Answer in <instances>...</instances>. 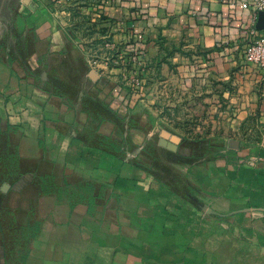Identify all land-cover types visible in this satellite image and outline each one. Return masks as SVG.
Returning <instances> with one entry per match:
<instances>
[{
	"label": "crops",
	"instance_id": "obj_1",
	"mask_svg": "<svg viewBox=\"0 0 264 264\" xmlns=\"http://www.w3.org/2000/svg\"><path fill=\"white\" fill-rule=\"evenodd\" d=\"M246 1L0 0V264H264ZM105 39L131 69L136 47L140 87L96 59ZM172 106L218 131L168 125Z\"/></svg>",
	"mask_w": 264,
	"mask_h": 264
},
{
	"label": "built area",
	"instance_id": "obj_2",
	"mask_svg": "<svg viewBox=\"0 0 264 264\" xmlns=\"http://www.w3.org/2000/svg\"><path fill=\"white\" fill-rule=\"evenodd\" d=\"M242 6L244 8L251 7L253 12V18H252V24L254 25L253 33H254V39L247 41L245 48L243 49V62L246 65L255 67L260 70H264V31L259 34H257V30L255 29V24L258 19L259 12H264V0H251L246 1L242 3ZM261 32V31H260ZM112 49V43L105 39L104 47H102V51H105L104 53L95 52L94 56L97 60H101V62L109 64H120L124 62L126 66L125 59L121 58L119 55L114 54L110 50ZM129 51L132 53L130 56L129 61L135 68L128 67L130 71L133 73V75L129 78H127L128 81L132 82L133 85L140 87L142 85V79H140L136 74L135 71L137 70V64H139L138 61V50L136 47H130ZM125 77V76H124Z\"/></svg>",
	"mask_w": 264,
	"mask_h": 264
},
{
	"label": "rangeland",
	"instance_id": "obj_3",
	"mask_svg": "<svg viewBox=\"0 0 264 264\" xmlns=\"http://www.w3.org/2000/svg\"><path fill=\"white\" fill-rule=\"evenodd\" d=\"M81 17L80 14L77 15ZM170 114L169 121L167 122L168 125L180 129L185 133H188L195 139H201L206 137L209 134H213L218 131V122L215 120L214 113L209 107L196 106L191 109L192 107H179V106H172L170 107ZM222 124V123H220ZM228 122L225 121L224 125L227 126ZM261 135L264 136V127L260 128ZM258 137V134L256 133ZM252 135V140L257 141L258 138ZM3 153V151H2ZM0 157V181L4 178L7 174L6 172V160L4 155ZM1 185V182H0Z\"/></svg>",
	"mask_w": 264,
	"mask_h": 264
},
{
	"label": "water",
	"instance_id": "obj_4",
	"mask_svg": "<svg viewBox=\"0 0 264 264\" xmlns=\"http://www.w3.org/2000/svg\"><path fill=\"white\" fill-rule=\"evenodd\" d=\"M257 28L260 30H264V12H259L258 15V22H257Z\"/></svg>",
	"mask_w": 264,
	"mask_h": 264
}]
</instances>
